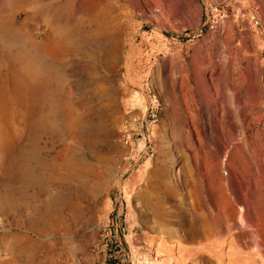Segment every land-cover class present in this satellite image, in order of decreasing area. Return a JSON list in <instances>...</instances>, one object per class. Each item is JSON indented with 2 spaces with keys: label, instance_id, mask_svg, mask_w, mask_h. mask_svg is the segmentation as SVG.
Masks as SVG:
<instances>
[{
  "label": "rangeland",
  "instance_id": "374dc122",
  "mask_svg": "<svg viewBox=\"0 0 264 264\" xmlns=\"http://www.w3.org/2000/svg\"><path fill=\"white\" fill-rule=\"evenodd\" d=\"M70 13L87 34L92 18L107 25L59 73L84 134L45 124L37 182L15 180L11 194L0 170V264H131L136 253L151 264H264L263 40L232 24L192 37L198 0H0V16L20 25L0 35V103L14 74L31 73L37 44L75 28ZM66 146L77 174L54 164ZM240 193L243 234L229 211Z\"/></svg>",
  "mask_w": 264,
  "mask_h": 264
},
{
  "label": "bare ground",
  "instance_id": "6f19581e",
  "mask_svg": "<svg viewBox=\"0 0 264 264\" xmlns=\"http://www.w3.org/2000/svg\"><path fill=\"white\" fill-rule=\"evenodd\" d=\"M42 12L43 8L39 7V14L41 15ZM62 16H65L68 22H74L75 28L64 33L63 38H60L54 31L46 35L44 40L37 44L38 53L34 59L36 61L35 66L32 67L31 60L25 61V63L32 64L30 66L31 73L29 72L28 77L23 79L22 73L14 74L10 80L11 85L8 86L11 98L7 102L2 101L0 103V170L4 172L5 179L9 182V187L4 189V195L11 194L12 188H15L12 187L15 180L19 183L22 182V186L37 182L35 167L40 160L41 151L45 148L41 146L43 135L46 133L43 127L45 124L50 122L60 124L61 120H65L66 127L71 132H75L72 137L73 140H82L84 134L83 125L74 117V110L72 103H70V93L65 97L61 96L59 73L63 67L69 68L71 66L72 68L73 65L70 64L69 60L71 57L77 56L83 59L88 57L89 52H91L89 48L92 45L96 46L102 40L100 36L105 34L107 25L102 20L92 18L90 22L95 27L91 33L87 34L88 30H86L81 19H76L72 13L62 14ZM16 17L15 14L0 16L1 36L15 35L19 32L20 25L17 23ZM95 62L93 61V63ZM66 71L70 70L66 69ZM8 79H6L7 83ZM1 80H3L2 74L0 75ZM1 86L0 95L5 89L4 85ZM62 102L63 104H61ZM70 151V146H66L56 152L53 159L57 168H66L69 173L73 174L77 168H75V165L72 166L74 161ZM20 156L23 157V160L18 166L19 169L11 171L12 163L13 166H17L18 160L15 158ZM10 159H12V162L8 161ZM0 184L7 186L8 183L0 180ZM236 199L235 204H238V206L234 208L231 205L229 211L231 218L240 226L243 234L245 233L244 228L250 225L245 215V205H242L245 202L243 195L240 193ZM209 245L208 243L203 247L209 248ZM158 264H163V262ZM245 264L249 263L245 262Z\"/></svg>",
  "mask_w": 264,
  "mask_h": 264
},
{
  "label": "built area",
  "instance_id": "2783aa9c",
  "mask_svg": "<svg viewBox=\"0 0 264 264\" xmlns=\"http://www.w3.org/2000/svg\"><path fill=\"white\" fill-rule=\"evenodd\" d=\"M200 7V21L192 37L223 30L232 24L237 28H247L250 32L263 40L264 23L259 6L254 0H198ZM189 37V33H187ZM155 258L147 253H136L131 264H151ZM75 264H80L76 262Z\"/></svg>",
  "mask_w": 264,
  "mask_h": 264
}]
</instances>
